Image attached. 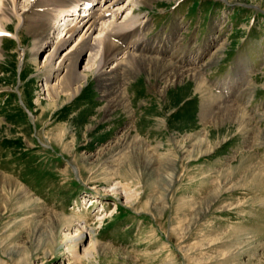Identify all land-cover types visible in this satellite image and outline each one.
Returning a JSON list of instances; mask_svg holds the SVG:
<instances>
[{
    "label": "rangeland",
    "instance_id": "obj_1",
    "mask_svg": "<svg viewBox=\"0 0 264 264\" xmlns=\"http://www.w3.org/2000/svg\"><path fill=\"white\" fill-rule=\"evenodd\" d=\"M36 1H15L8 29L16 35L1 47L0 178L17 186L0 180V264H264V0H148L133 6L151 44L171 38L154 40L171 29L183 30L186 39L197 26L193 44L201 46L213 33L198 64L177 65L205 71L199 90L205 122L195 107L187 108L192 78L182 76L164 92L159 87L164 76L153 57L172 62L184 48L168 43L145 51L146 38L141 47L128 48L137 51L136 60L127 53L104 76L96 71L98 55L85 69L84 51L79 69L90 74L79 92L71 98L48 94L45 73L75 40L53 61L46 59L61 35L54 20L51 40L36 54L37 40L27 27ZM128 1L118 3L120 20L130 10ZM136 31L119 41L129 46L142 35ZM225 82L233 84L220 87ZM234 109L238 121L229 117ZM114 116L108 127L105 121ZM94 117L104 123L96 125ZM203 137L205 145L213 144L199 153ZM136 148L153 159L155 171L141 168L140 174L137 163L132 167ZM126 188L136 196L127 198ZM77 227L84 241L75 258L68 248L79 236L66 241V235ZM93 245L97 250L86 255Z\"/></svg>",
    "mask_w": 264,
    "mask_h": 264
},
{
    "label": "bare ground",
    "instance_id": "obj_2",
    "mask_svg": "<svg viewBox=\"0 0 264 264\" xmlns=\"http://www.w3.org/2000/svg\"><path fill=\"white\" fill-rule=\"evenodd\" d=\"M15 1L16 0H13L14 3L12 4L11 0H0V3H2V7H0L1 9L0 59L4 57L3 49L1 48V42H2L1 40H3L1 36L6 34L8 35L12 34L14 36L16 35L10 32V30L8 29V21L12 19L11 15L16 10L17 7ZM119 2L120 0H37L36 1L35 16L32 22L29 23L27 26L30 29V32L34 35L35 40H37V44L33 45V49L35 50V53L37 54L40 50H42L43 45L47 44L51 40L50 32H52V29H55L54 26L56 25V24L53 25L52 23V21L54 20L58 22V26L56 25L55 27L57 28L58 31H60L61 35L59 39L55 42L54 49L47 54L48 56H46V59L53 61L55 55L59 52V49L62 46H64L67 42H69L72 39L75 40V42H73L72 47L69 48L64 53L62 59H60V61L58 62L59 64H55V67H53L52 69L50 68L46 71L45 73L46 83H44L43 85L44 91H46L48 94L51 93L52 95L55 96L58 93V91L59 93L67 92L69 98L75 96L79 92L84 82L88 81L89 79L90 73H86V71H82L79 69V63L84 51H89V55L86 59L85 69L89 67L88 63L90 62L91 57L93 55L96 56L98 55L99 60L101 61V65H98L96 67V71L98 74L104 76L108 72H111V70L115 68L119 63H121L120 59L123 56H125L127 53H129V56L127 55L129 59L132 58L133 60H136V57L133 54H136L137 51H135L134 53H130V52L137 49L138 47H141L140 43L143 42L145 38H146L145 43L147 44H144L143 47L145 45L150 44L148 45L150 47L142 48L145 51L151 50V47H155V44H156L155 47L156 51L157 49L163 50L165 49L164 44L172 43L173 40L169 38L166 41H164V43L158 42L155 43L154 45L151 44V42L148 41L147 36L143 33V29H144L143 24L141 25V23H137L138 18L134 19L135 16L133 14V6L134 5L139 6L141 3L148 2V0H129L127 8H130V10L125 15L124 19L121 20L118 17V15L122 13L121 12L122 7L118 5ZM55 6H57L58 8H55ZM132 29L134 31L136 30L138 31L139 29L142 31L141 32L142 35L140 36V39L138 38L134 40L136 36L135 35L132 38L133 39V41L131 42L132 44H130L129 46L126 45V43H121L119 40L122 38V35L125 34L128 30H132ZM137 31L136 34H138ZM114 35L116 37L118 36V38H113ZM17 37L20 39L19 35H17ZM113 39L115 40V42ZM179 46L182 51L184 45L181 43ZM128 48H132L131 49L132 51ZM177 56H178L177 59L179 60L184 59L186 57L185 48ZM153 60L158 62L157 64L159 65V67L157 69L159 70L160 73H162L161 75L164 76L163 77L164 79L162 78L164 83L159 85V87L162 88L163 92L167 87L174 85L178 86L179 83H182V80L178 78L180 77L182 78V76H185L186 79V77L189 76L190 78L193 79L192 81L196 84L195 89L201 93V91L199 90L204 86L202 77L204 78L205 76L202 75H204L205 72H203V74L201 75L199 71L200 69L197 70L196 68L193 67L192 68L178 67L172 64L171 60L167 58L157 59L155 57L154 59L153 57ZM110 64L112 65L110 66ZM109 66L111 68L108 69ZM61 72H63V74L60 75ZM52 78L55 79V82L54 84L50 85L48 84V81ZM60 98L61 96H59L58 99ZM51 104L56 106L58 104V100L57 99L53 100ZM203 104H205V102ZM206 106L207 103L205 107ZM230 109L231 108H226V110H230ZM206 112L205 114L207 115L208 113ZM205 114H203L202 111L201 118L203 122L207 120V118H205L206 117ZM229 117L233 120L238 121V111L234 109L233 111L230 112ZM205 136H209V135L205 134ZM204 138L206 137L201 138L199 147L196 149V151H199V153H206L209 150H211L210 146L212 147L213 143L211 144L207 143L208 145H205V142L207 141H205L206 139L204 140ZM191 154H192L191 156H194L195 151H192ZM191 156L189 155V157ZM132 157H133L131 160L132 167L134 162L137 163L136 166L140 174L144 172L143 170L148 172H153L157 169V167H155V164L153 163V159L147 157V154L144 151H140V148H136L132 152ZM174 161H175L174 158L170 159L171 169L174 168V165H171L173 164ZM141 168L144 169L142 170ZM1 179L4 180V183L9 188L11 187L14 188L15 186H17L15 184V181L11 178L2 177L0 178V180ZM173 179H174V172L169 174V176L165 180L167 181L168 184H170L173 181ZM118 187L119 186H114L112 189L117 190ZM127 190H128L127 188L123 190L127 198L136 196V194L131 193L129 190L128 191ZM2 197L3 195L0 194V201L5 200V198ZM78 216L79 214L77 213L76 216L69 218L67 222L65 220L63 226L69 229V227L73 224V222L77 220ZM51 222L55 225V228L58 230V226H57L58 218L56 217L51 218ZM79 231H80V227H77L75 229L76 234L70 235L72 233L68 232L66 235V241H68L69 238L71 237L79 236L77 240L75 241L71 240L72 242L70 243V246L68 248L70 249V252L73 255H75V258L79 257V254L81 253L79 250V242L82 243V241H84V236ZM96 248L98 247L93 245L89 249L88 248L85 249L83 252L89 256L91 253L97 250Z\"/></svg>",
    "mask_w": 264,
    "mask_h": 264
},
{
    "label": "crops",
    "instance_id": "obj_3",
    "mask_svg": "<svg viewBox=\"0 0 264 264\" xmlns=\"http://www.w3.org/2000/svg\"><path fill=\"white\" fill-rule=\"evenodd\" d=\"M191 89H193V90L192 91L190 90V92L189 91L187 92V94H188V101H189L187 103V108L190 109L193 106V107H195L199 111V114H200V113H202V109H200L201 108V102L204 101V99H202V97H203L202 96V92L201 93L198 92V90L194 89L193 87ZM172 97H174V96H172ZM176 101H177V97L172 98V100L170 101L171 105H175ZM202 103H204V102H202ZM83 109H85V107L79 108L78 111L75 114H78V112H82ZM181 112L184 113V114H180V115H182L181 117H183L184 119H188L187 118L188 117V113L187 114L185 113V112H187V109H182ZM99 113H100V111L98 112V115H99ZM185 116H187V117H185ZM96 117H94L95 120L98 118V117L97 118ZM114 119H115V116L111 120L105 121L106 123H108L107 124L108 127H110V124L109 123H111V121H113ZM95 120H94V122H95L96 125L99 124V123H100V125H102L101 123H104L103 122L104 120H102V121H100V120H96L95 121Z\"/></svg>",
    "mask_w": 264,
    "mask_h": 264
}]
</instances>
